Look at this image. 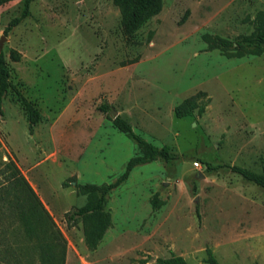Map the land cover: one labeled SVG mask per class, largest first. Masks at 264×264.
<instances>
[{
	"label": "rangeland",
	"instance_id": "obj_1",
	"mask_svg": "<svg viewBox=\"0 0 264 264\" xmlns=\"http://www.w3.org/2000/svg\"><path fill=\"white\" fill-rule=\"evenodd\" d=\"M23 5H0L12 71L0 169L16 159L67 239L66 264H161L173 253L209 264L208 249L221 264H264V188L227 166L264 174V53L228 56L203 37L252 33L264 0H163L131 35L114 0H34L31 16L5 33ZM199 91L206 110L177 117ZM26 101L39 112L32 132ZM115 113L179 157L136 166L109 193L112 223L92 250L84 221L69 226L65 216L87 202L77 185L113 182L143 154ZM0 264H40L19 221L3 216Z\"/></svg>",
	"mask_w": 264,
	"mask_h": 264
},
{
	"label": "trees",
	"instance_id": "obj_2",
	"mask_svg": "<svg viewBox=\"0 0 264 264\" xmlns=\"http://www.w3.org/2000/svg\"><path fill=\"white\" fill-rule=\"evenodd\" d=\"M7 1L9 0H0V5ZM33 1L24 0L21 13L10 21L5 28V33L10 32L31 16ZM114 2L120 8L123 28L129 35L137 31L151 17L160 13L163 8V0H114ZM254 23L253 32L240 36L236 42L209 33L204 34L203 37L210 49H220L228 56L261 55L264 53V11L258 12ZM11 76L12 71L6 61L5 53L0 50V115L5 114L4 98L12 86ZM204 96L206 93L199 91L184 99L175 107L176 116L182 118L195 109L203 113L206 110V104L200 100ZM26 102L31 114L30 131L32 132L39 120V112L30 102ZM102 110L108 111L109 105H102ZM114 123L122 132L137 142L143 154L130 158L125 171L113 182L79 183L77 185L80 192L87 195V202L83 206L68 210L65 216L69 226H76L80 220L84 221L86 244L92 250L97 249L112 223L111 214L105 209L109 193L122 185L136 166L158 159L170 163L179 157L171 145L165 144L159 147L135 132L130 121L122 115L118 114L114 118ZM219 166L213 167L209 164L208 169L215 170ZM227 166L244 179L264 188L263 173L240 165ZM161 203L158 198L153 199L154 206L158 207ZM0 216L19 221L26 237L35 242V251L40 264H66L68 248L66 237L16 159L11 157L4 161L0 169ZM159 261L161 264H189L184 256L175 253ZM206 261L209 264H221L212 249H208Z\"/></svg>",
	"mask_w": 264,
	"mask_h": 264
},
{
	"label": "water",
	"instance_id": "obj_3",
	"mask_svg": "<svg viewBox=\"0 0 264 264\" xmlns=\"http://www.w3.org/2000/svg\"><path fill=\"white\" fill-rule=\"evenodd\" d=\"M6 39L5 36H3L1 39H0V50H3V44H4V40ZM115 115L117 116V114L115 113Z\"/></svg>",
	"mask_w": 264,
	"mask_h": 264
},
{
	"label": "built area",
	"instance_id": "obj_4",
	"mask_svg": "<svg viewBox=\"0 0 264 264\" xmlns=\"http://www.w3.org/2000/svg\"><path fill=\"white\" fill-rule=\"evenodd\" d=\"M196 166H197V167L199 166V163H198V162H196Z\"/></svg>",
	"mask_w": 264,
	"mask_h": 264
}]
</instances>
